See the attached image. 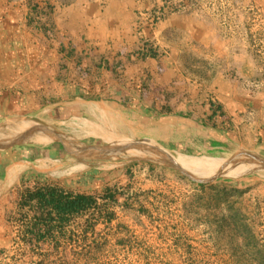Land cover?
<instances>
[{
	"label": "rangeland",
	"instance_id": "obj_1",
	"mask_svg": "<svg viewBox=\"0 0 264 264\" xmlns=\"http://www.w3.org/2000/svg\"><path fill=\"white\" fill-rule=\"evenodd\" d=\"M90 1L105 5L99 9L110 13L115 28L131 40L130 52L148 39L161 58L180 62L186 76L200 78L209 88L215 77L221 78L217 94L236 119L239 141L233 150L208 161L213 171L177 160L196 179L222 171L207 182L154 159H127L103 168L122 171L110 181L98 178L94 195L103 203L104 189L112 187L122 192L126 205L111 204L106 210L115 212L114 220L102 217L94 229L86 221L95 222V211L77 219L58 250L50 241L42 249L26 245L18 197L16 222L1 230L0 250L5 252H0V264H260L264 254L255 247L264 245V0ZM156 15L161 19L154 23ZM14 117H3L0 124ZM30 118L75 140L94 143L91 135L100 136L82 130L77 119ZM115 145L126 157H144ZM242 159L249 160L229 170L228 162ZM85 168L81 164L76 171ZM57 178L52 182L57 184Z\"/></svg>",
	"mask_w": 264,
	"mask_h": 264
},
{
	"label": "crops",
	"instance_id": "obj_2",
	"mask_svg": "<svg viewBox=\"0 0 264 264\" xmlns=\"http://www.w3.org/2000/svg\"><path fill=\"white\" fill-rule=\"evenodd\" d=\"M49 5L55 6L51 14ZM99 6L105 5L90 0H0V119H77L80 126L90 123L114 136L142 141L164 158L191 165H208L233 150L239 141L236 119L226 124L218 111L209 117L215 111L211 102H222L217 86L223 80L215 77L209 88L200 78L186 76L177 60L160 64L152 58H129L131 40ZM91 136L96 143L68 137L78 145H115L107 137ZM86 157L90 164L77 172L80 162L60 142L0 150V240L4 226L16 222L17 198L27 188L58 177L57 184L66 190L94 193L98 178L110 181L122 171H101L122 162Z\"/></svg>",
	"mask_w": 264,
	"mask_h": 264
},
{
	"label": "trees",
	"instance_id": "obj_3",
	"mask_svg": "<svg viewBox=\"0 0 264 264\" xmlns=\"http://www.w3.org/2000/svg\"><path fill=\"white\" fill-rule=\"evenodd\" d=\"M34 8L36 13L41 12L38 5ZM54 8V5H49L47 12L53 13ZM162 13L164 14V12ZM160 19L161 17L156 15L154 23H157ZM42 27H44L43 24ZM44 29L47 28L44 27ZM126 55H129V58L137 56L141 60L152 58L160 64L164 61L154 42L148 39L143 40L139 50L128 52V54L126 52ZM88 96L97 98L100 94H88ZM211 106L215 111L209 117H215L218 111L219 116L224 119V123L227 124L228 121V124L232 123L231 116L227 113L223 104L211 102ZM102 199L104 200L103 203H99L94 193L69 191L56 183L48 181H44L42 184L39 182L32 189L27 188L22 192L19 202V211L21 212L19 220L23 224V241L32 249H42L45 247V242L50 241L55 245H51L53 250H58L61 239L66 237L69 226L77 219L95 211V222L91 218L86 221L88 228L94 229L102 217L108 222H112L116 214L114 211L109 212L106 209L110 210L111 204L126 205V199H124L122 192L112 187L104 189ZM30 213H33V215L30 216ZM255 249L258 250V253L264 254V245L258 244ZM0 252L3 253L5 250L1 249ZM260 264H264V256L260 259Z\"/></svg>",
	"mask_w": 264,
	"mask_h": 264
},
{
	"label": "bare ground",
	"instance_id": "obj_4",
	"mask_svg": "<svg viewBox=\"0 0 264 264\" xmlns=\"http://www.w3.org/2000/svg\"><path fill=\"white\" fill-rule=\"evenodd\" d=\"M68 123H71V122L68 121ZM40 125L41 124L35 122L34 120H31L30 117H16V118H12V119H8V120L4 121L0 125V148L4 147L6 145H9V144L20 142L22 140H25L23 142H34V143H39V142L46 143V142L50 141V137H47L45 135H42L43 136V138H42L41 134L44 133V130H43L44 128L41 127ZM81 126L83 127V129L88 130V132H93V133L99 134L100 136H104V137L109 138L114 143L119 144L122 147V149L124 146H127V145L132 143L127 138L114 136L108 131L105 132L101 129L99 130L93 124L84 123ZM6 132H9V134H6ZM80 132H82V131H80ZM114 146L117 147L116 150H114V153H115L114 155H108V149L101 150L97 147L88 146V145H81V150L84 153V155L88 156V157L91 156L93 158L94 157L98 158V156H99L101 158L102 156L105 157V155H108L109 158H105V160H111V161H115V162H123L124 160L126 161L127 159L125 158L126 156L124 155V153L121 152L120 148L117 145H114ZM139 152L140 151H137V150L127 151V153L132 154V155H134V154L139 155ZM158 159H160V158H156V160H158ZM160 160H161V162H175L177 165L180 166V164H178L177 161L174 159L170 160L168 158L163 157ZM254 163L259 164V162H257V161ZM195 165L199 169H202V170L207 171V172L215 170V167H209L208 165H206L204 163L202 164L201 162H197V163H195ZM224 167H221V169L223 170Z\"/></svg>",
	"mask_w": 264,
	"mask_h": 264
},
{
	"label": "water",
	"instance_id": "obj_5",
	"mask_svg": "<svg viewBox=\"0 0 264 264\" xmlns=\"http://www.w3.org/2000/svg\"><path fill=\"white\" fill-rule=\"evenodd\" d=\"M16 117H20V116H16ZM30 119L33 120L32 118H30ZM40 126L44 128L43 129L44 130L43 135H45L47 137H50V141H55V142L62 143L65 146L68 154H70V156L74 157L78 162H80V164H90L89 159L85 155H82L81 153H79L81 151L80 150V146L81 145L94 146V147H97V148H99L101 150L108 149V155H114L115 154L114 150H116V148H117L114 145H112L111 143L110 144H102V145H89V144L80 143V145H78L79 144L78 142L73 141L68 136L58 132L57 130L53 129L52 127H49V126H47L45 124H41ZM6 134H9V132H6ZM29 143L30 142L15 143V144H12V145H8L5 148H0V150H5V149H8V148L13 147V146L24 145V144H29ZM72 147H74V150L72 149ZM129 150H139V151L143 152L144 154H146V156H144V157H135V158L129 159L127 162L134 161V160H136V161L137 160L153 161L152 160L153 158H151L149 155H154L155 157L160 158V159L163 158V156L161 154H159L158 151H156L157 149L149 147V146L143 144L142 141L133 142V143L123 147V151L124 152H127ZM108 155H105V157L102 156L101 158L102 159L109 158ZM249 155H251V154H249ZM98 158H100V157L98 156ZM160 159H158V160L154 159V160H156L157 162L159 161V163H161L163 165H167V166H169L171 168L179 170V171L183 172L184 174L190 176L193 180H196V181H201V182L211 181V180L217 178L218 176H220L221 173H222V171L221 172L219 171L218 174L214 175L211 178L209 177L208 179H203V180L202 179H196L184 167L177 165L175 162H161ZM249 159H256L259 162V159L256 156H250ZM249 159H242V160H237V161H234V162H232V161L228 162L227 167H230L229 169H232V168H234V166H236V164H238L240 162L248 161ZM227 170L228 169H226L225 171H227Z\"/></svg>",
	"mask_w": 264,
	"mask_h": 264
}]
</instances>
